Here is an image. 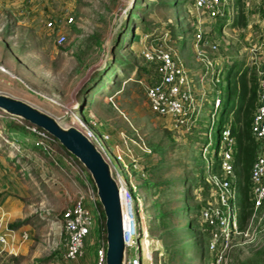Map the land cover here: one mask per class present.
<instances>
[{"label": "rangeland", "instance_id": "1", "mask_svg": "<svg viewBox=\"0 0 264 264\" xmlns=\"http://www.w3.org/2000/svg\"><path fill=\"white\" fill-rule=\"evenodd\" d=\"M227 1L226 17L206 25L211 32L204 35L200 49L215 61L216 67L204 86L197 88L206 96L201 122L191 134L171 132L166 121L151 114L142 86L147 78H137L135 71L122 74L118 65L121 63H113L116 58H124L130 66H145L139 42V37L146 34L139 27L144 22L152 29L147 34L152 37L175 27L181 34L170 35L171 48L187 68L199 71L195 30L191 26L193 0L0 2V94L34 106L66 128L75 127L78 120L88 124L91 118L98 124L97 128L92 127L97 136L108 134L112 147L128 150L134 156L142 170L136 174L130 168L122 170L110 157L119 174L130 181L134 209L141 203L149 237L145 242L148 247H142L145 255L150 253L151 264L215 261L214 253L207 247L208 234L196 216L209 198L202 179L204 166L214 164L215 154L219 157L223 150L221 130L212 125L218 117L213 99H225L230 64L244 62L249 86L253 76L259 82L257 66L264 64V0L245 1V20L239 28L230 26L237 17L236 2ZM131 33L136 37L132 42ZM61 37L64 41L58 44ZM0 139L1 185L20 205L17 216L10 217L8 228L16 231L26 227L28 234L25 241L22 233L16 234L15 240H8L0 264H70L63 259L60 214L81 192L78 185L84 187V183L72 177L60 153L54 156L59 167H50L29 148L8 142L1 131ZM26 142L30 144L32 140L27 138ZM21 155L32 161L33 168L28 165L29 176L14 166ZM238 202L236 196L235 205ZM87 205L94 215L93 206ZM251 217L252 214L241 220L239 212L231 248L220 264H264V212ZM18 222L24 224L17 228ZM85 243L88 255L93 246ZM91 261L87 257L81 264Z\"/></svg>", "mask_w": 264, "mask_h": 264}, {"label": "built area", "instance_id": "2", "mask_svg": "<svg viewBox=\"0 0 264 264\" xmlns=\"http://www.w3.org/2000/svg\"><path fill=\"white\" fill-rule=\"evenodd\" d=\"M2 1L4 0H0ZM227 3V0H193L191 26L195 30L194 50L196 63L201 68L199 71H193L182 63L170 46L171 36L167 30L162 31V34L153 40L147 35L139 38L140 58L146 68L152 71V76L147 80L144 79L142 84L149 111L166 121L171 132L191 134L198 122H201V106L206 92H197V88L204 86L209 75L212 77L216 64L200 48L205 41L204 35L211 32V28L206 25L226 17ZM233 19L232 15L231 20ZM69 22H72V19H69ZM50 26L49 23L48 27ZM63 41L64 38L61 37L57 43L61 44ZM213 49L216 50V47ZM256 71L259 82L251 135L259 143V148L249 174L250 196L253 203L252 217H255L264 205V64L258 65ZM220 105L221 100L215 97L213 99L215 113ZM75 127L96 147L109 164L113 179L117 184L123 222L124 264H143V262L151 264L150 253L145 255L142 247L145 246L149 237L148 229L141 216V203L136 204V209H134L131 190L128 186L130 181L127 182L119 174L111 157L122 170L130 168L133 174L142 171L140 165L128 150L112 147L108 134L100 133L97 136L92 127L97 128L98 124L91 118L88 124L78 120ZM29 131L36 136L35 146L42 147L48 154H53L52 158L59 167L54 157L58 153L53 148L55 139L35 126L30 127ZM220 141L223 143L221 155L218 157L216 153L217 161L212 165L208 163L203 169V180L211 187V191L209 198L199 211V221L208 231V250L215 255L214 264H220L231 248L232 235L237 231L239 218V204L235 205L236 196L239 194L234 167L237 144L229 126L221 130ZM205 152L206 147L202 154L204 155ZM61 155L72 177H78L84 183V187L77 184L81 192L60 214L61 236L64 242L63 259L70 264H81V261L86 259L85 241H88V245L95 248L93 259L89 264H106V231L98 234L95 232L100 225L105 226L104 213L100 211L102 206L95 187L88 172L75 158L70 154L69 156ZM22 171L29 176L27 169ZM88 203L95 209L94 215L88 208ZM53 225L54 222H51L50 227L52 228ZM11 233L6 232L0 235V255L5 252ZM21 237L25 241L28 239V234L23 232Z\"/></svg>", "mask_w": 264, "mask_h": 264}, {"label": "trees", "instance_id": "3", "mask_svg": "<svg viewBox=\"0 0 264 264\" xmlns=\"http://www.w3.org/2000/svg\"><path fill=\"white\" fill-rule=\"evenodd\" d=\"M247 0H235V5L237 7V17L231 23V28H239L244 24V12L242 10V5ZM165 6H174V3H166L163 2ZM245 6V5H244ZM135 7V6H134ZM133 7V8H134ZM137 7V6H136ZM144 12V10L141 8ZM131 13V12H130ZM134 14V13H133ZM130 18V15H129ZM188 26V25H187ZM139 27L142 28L143 33L151 34L150 28L142 22L139 24ZM170 35L176 36L180 35L175 27H169L166 29ZM191 30H187L183 32H190ZM133 33H131L132 35ZM134 35V34H133ZM131 36L130 42L136 38L135 36ZM151 40L155 39L151 35H147ZM138 38V36H137ZM140 38V37H139ZM114 60V59H113ZM120 62L121 64H118ZM117 63L122 68V74L126 71H131L137 74V78L142 79L146 77L149 79L152 76V71L148 70L146 66H138L135 64H125L124 58L121 60L119 58L115 59L113 65ZM112 66H110L111 68ZM229 69L226 72V80L227 85L225 87L226 94L225 99L221 101L220 108L217 110L216 114L218 115L217 120L212 123V125H216L217 129L220 131L225 127H230L231 134L234 137L236 144H237V152L235 156V172L237 175V188L239 191V212H240V219L246 220L253 212V203L250 196V184H249V174L250 170L255 158V155L259 148V143H257L252 135H251V123L254 112L257 107V88H258V81L255 76L252 77V84L249 86V81L247 80V70L245 69L244 62H236L230 64L228 67ZM130 69V70H128ZM116 76V73L113 74ZM146 79V80H147ZM257 83V84H256ZM233 116L232 121H230V117ZM34 125L15 118L8 115L3 114L0 112V131L5 135V139L12 143L14 146L20 147H27L31 152H34L44 160V164L49 165L50 167H58L56 166V161L52 158L53 154H48L42 147L35 146L36 136L29 131V128ZM36 127V126H35ZM38 128V127H36ZM40 129V128H38ZM30 139L32 142L27 144L26 140ZM1 142V139H0ZM53 148L56 152L63 154L65 156H69V153L58 143L57 140L54 141ZM216 156V154H215ZM32 166V161L29 159L28 156L21 155L19 160L17 159L14 162V166L18 169L24 170L25 167H28L27 170L31 171L29 166ZM202 171V169H201ZM203 179V177H202ZM204 181V180H203ZM207 194L210 193L211 187L205 183ZM206 202V200H205ZM203 202L202 206L205 204ZM201 206V207H202ZM200 207V208H201ZM199 211L198 210L196 216L199 218ZM260 212H264V205L260 208ZM24 222H18L17 228L22 226ZM15 227V226H11ZM105 230V226L100 225L97 230L95 231L97 234L101 233ZM205 235L208 234L207 229L204 230ZM208 238V237H207ZM93 250L88 252L86 258L93 259L95 248L92 247ZM13 261H16V258L11 257Z\"/></svg>", "mask_w": 264, "mask_h": 264}, {"label": "water", "instance_id": "4", "mask_svg": "<svg viewBox=\"0 0 264 264\" xmlns=\"http://www.w3.org/2000/svg\"><path fill=\"white\" fill-rule=\"evenodd\" d=\"M0 112L45 131L88 172L105 218L106 264H124L125 247L118 187L109 164L96 147L76 127H63L55 118L22 100L0 94Z\"/></svg>", "mask_w": 264, "mask_h": 264}, {"label": "crops", "instance_id": "5", "mask_svg": "<svg viewBox=\"0 0 264 264\" xmlns=\"http://www.w3.org/2000/svg\"><path fill=\"white\" fill-rule=\"evenodd\" d=\"M0 176H2L1 173ZM8 190L9 189L1 185V181H0V235L6 232H12L9 238L10 241V240H15L16 234L25 232L26 227H22L16 231H13L8 228V224L10 223V217L12 215H14V217L15 215L17 216V214L15 213H17L18 211L17 208L20 206L19 203H16V201H12L10 195L7 192ZM5 209L8 210L5 211Z\"/></svg>", "mask_w": 264, "mask_h": 264}]
</instances>
